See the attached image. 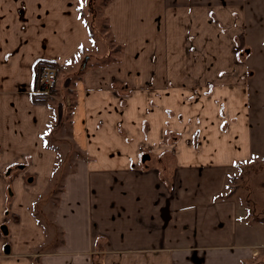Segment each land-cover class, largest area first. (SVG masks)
<instances>
[{
	"label": "crops",
	"instance_id": "1",
	"mask_svg": "<svg viewBox=\"0 0 264 264\" xmlns=\"http://www.w3.org/2000/svg\"><path fill=\"white\" fill-rule=\"evenodd\" d=\"M99 2L0 0V264H264V208L225 191L264 151L231 48L243 6ZM38 63L71 69L57 106L33 100Z\"/></svg>",
	"mask_w": 264,
	"mask_h": 264
},
{
	"label": "rangeland",
	"instance_id": "2",
	"mask_svg": "<svg viewBox=\"0 0 264 264\" xmlns=\"http://www.w3.org/2000/svg\"><path fill=\"white\" fill-rule=\"evenodd\" d=\"M243 6L246 14L244 21L243 32L232 41V50L235 59L238 63H242L248 66L249 76L245 79L248 81L251 95V114H252V134H251V144L255 149H264V0H238ZM71 75V69L66 68V70H61L57 76V93L53 99L50 101L40 100L33 95V100L39 104H43L47 107L57 106V102L52 103L55 98H61L67 95L68 89L65 87L69 81L68 76ZM64 77L63 86L64 89L61 91L60 78ZM66 79V80H65ZM59 87V88H58ZM69 87V86H68ZM68 97V96H66ZM72 102L68 105L71 107ZM264 151L260 155L262 158L253 159L252 162L247 164H241L235 167L231 174L227 177L228 188L225 191H229L231 188L233 191L234 186L239 187V191L236 195L237 199L240 201L244 199L246 201L247 197L254 200L256 206L252 204L249 207L250 213L259 212L264 208V200H261V189L259 188V183L264 182ZM257 155V154H256ZM254 155V157L256 156ZM230 186V187H229ZM230 188V189H229ZM49 196H40L34 202V208L36 213V218L41 222L42 225L47 226V220H49V213L45 214L40 212V208L48 200L52 199L54 201V195L59 192V184L56 182L51 184L49 189ZM45 193V192H44ZM12 198H9L8 203H10ZM243 202V201H242ZM19 202L16 201V208ZM259 205H258V204ZM11 207V206H9ZM9 219L18 221L16 215L9 216ZM44 221V222H43ZM2 233L0 232V238ZM49 247L46 246L43 250Z\"/></svg>",
	"mask_w": 264,
	"mask_h": 264
},
{
	"label": "built area",
	"instance_id": "3",
	"mask_svg": "<svg viewBox=\"0 0 264 264\" xmlns=\"http://www.w3.org/2000/svg\"><path fill=\"white\" fill-rule=\"evenodd\" d=\"M66 68L65 65L38 63L36 65L35 88L31 91V94L42 101L53 99L57 90L58 73L61 70H66Z\"/></svg>",
	"mask_w": 264,
	"mask_h": 264
},
{
	"label": "trees",
	"instance_id": "4",
	"mask_svg": "<svg viewBox=\"0 0 264 264\" xmlns=\"http://www.w3.org/2000/svg\"><path fill=\"white\" fill-rule=\"evenodd\" d=\"M100 2V5L102 4V5H104L105 3H107L109 0H99ZM87 2H88V0H87ZM89 12L91 13L90 15H91V17H94V20L96 19V14H97V12H98V8H97V6L96 5H94V6H91V7H89ZM92 21V20H91ZM91 21H88V25H89V29H90V33H91V37L93 38V37H96V32H97V30L98 31H102L103 30V28H106L105 27V25L104 24H100V25H97V26H95V21L94 22H91Z\"/></svg>",
	"mask_w": 264,
	"mask_h": 264
},
{
	"label": "water",
	"instance_id": "5",
	"mask_svg": "<svg viewBox=\"0 0 264 264\" xmlns=\"http://www.w3.org/2000/svg\"><path fill=\"white\" fill-rule=\"evenodd\" d=\"M88 57H85L83 62H82V65H81V68H84L85 67V64H86V61H87ZM148 159V155H144V157L142 158V160H146ZM3 232L6 233V230L4 228H2Z\"/></svg>",
	"mask_w": 264,
	"mask_h": 264
}]
</instances>
